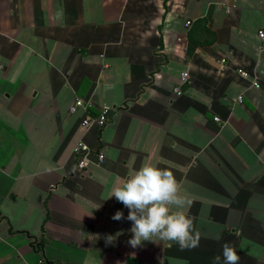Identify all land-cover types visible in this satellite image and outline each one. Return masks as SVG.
I'll return each mask as SVG.
<instances>
[{"label":"crops","instance_id":"1","mask_svg":"<svg viewBox=\"0 0 264 264\" xmlns=\"http://www.w3.org/2000/svg\"><path fill=\"white\" fill-rule=\"evenodd\" d=\"M260 30L264 0H0V264H223L224 243L264 264ZM144 160L180 182L198 247L128 245L109 196Z\"/></svg>","mask_w":264,"mask_h":264},{"label":"clouds","instance_id":"2","mask_svg":"<svg viewBox=\"0 0 264 264\" xmlns=\"http://www.w3.org/2000/svg\"><path fill=\"white\" fill-rule=\"evenodd\" d=\"M112 196L129 210L126 219L132 222L128 230L132 235L127 241L130 247L137 248L144 241H164L169 247L175 243L181 250L199 246L201 232L184 210L191 201L181 193V184L171 170L144 160L138 169L129 170L120 179L111 190L109 197ZM111 218L125 219L120 210ZM121 234L107 235L105 243L113 244ZM222 255L223 264H238L240 259L229 243H224ZM213 259L214 264H220V255Z\"/></svg>","mask_w":264,"mask_h":264},{"label":"built area","instance_id":"3","mask_svg":"<svg viewBox=\"0 0 264 264\" xmlns=\"http://www.w3.org/2000/svg\"><path fill=\"white\" fill-rule=\"evenodd\" d=\"M259 35L264 40V30H260ZM242 73L248 76L247 72H242ZM188 77H189L188 71L182 74V80L186 81ZM176 91L179 94L181 93L179 88H177ZM240 99H242V97H240ZM90 107H91V102L83 98H77L75 102L72 104L70 111L72 113H76L80 109H83L86 113V117L83 120V125L87 128L92 127L94 125H99V126L104 125L107 122L108 117L112 112V109L109 107H103L99 113L94 115L89 113ZM74 153L78 157V162H77L78 167L82 170L86 169L91 162L92 148L86 142L80 141L78 142V144H76L74 148ZM98 155L100 161L104 160L106 156L104 152H100Z\"/></svg>","mask_w":264,"mask_h":264}]
</instances>
